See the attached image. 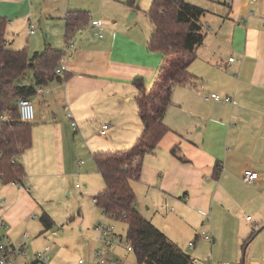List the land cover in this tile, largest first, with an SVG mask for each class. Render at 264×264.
Here are the masks:
<instances>
[{
	"label": "crops",
	"instance_id": "obj_1",
	"mask_svg": "<svg viewBox=\"0 0 264 264\" xmlns=\"http://www.w3.org/2000/svg\"><path fill=\"white\" fill-rule=\"evenodd\" d=\"M196 6L204 9L205 39L189 66L193 79L172 90L163 115L169 131L145 155L141 178L132 181L137 208L145 216L146 207L151 218L145 217L191 257H214L221 241L230 250L237 244L238 252L240 242L256 232L240 264H264V0H232V5L202 0ZM80 10L88 11L89 22L67 43L68 15ZM138 14L124 0H0L8 47L42 51L54 45L65 51L60 64L69 75L39 85L41 92L35 85L30 98L36 116L29 122L28 144L17 155L25 174L16 183L0 180L5 222L0 235L9 244L27 247L19 264H32L35 252L47 246V264H96L101 242L93 227L99 219H84L83 213L78 219H54L67 187L57 178L64 181L71 174L82 179L86 185L77 187L94 199L105 183L100 190L93 155L130 147L144 129L133 80L141 76L151 87L164 54L148 50L154 26L150 31L132 26ZM93 19L102 22L103 37L92 28ZM35 21L49 37L55 31L50 43L37 32ZM211 93L221 99L207 97ZM100 138L104 144L96 141ZM246 169L259 173L252 184L243 181ZM250 210L259 219H236ZM43 211L53 216L50 229L40 220ZM180 223L187 224L185 231ZM182 232L194 240L180 244ZM117 236L110 256L122 264H139L122 235Z\"/></svg>",
	"mask_w": 264,
	"mask_h": 264
},
{
	"label": "trees",
	"instance_id": "obj_2",
	"mask_svg": "<svg viewBox=\"0 0 264 264\" xmlns=\"http://www.w3.org/2000/svg\"><path fill=\"white\" fill-rule=\"evenodd\" d=\"M127 2L136 5V0ZM203 13V8L186 0L152 1L147 15L154 32L148 50L162 52L164 58L151 87L141 76L133 80L138 90L136 101L144 129L130 147L93 155L105 182V189L96 196V204L105 216L126 222L127 239L139 264H189L193 260L138 210L132 181L141 178L145 155L155 149L169 131L163 115L171 102L173 88L193 79L189 66L197 58L198 47L205 39L201 25ZM88 22V11L70 12L66 42L70 43L77 30ZM7 25V18L0 16V115L10 114L0 120V179L14 183L21 181L25 171L13 157L28 144L31 126L20 120L19 99L30 98L35 93V85H46L54 78L69 75L64 71L65 75L56 73L65 56L62 49L46 45L44 50L31 55L27 48H9ZM30 72L31 81L26 83ZM40 220L45 229L54 225V219L46 211L40 215ZM255 233L243 243V253Z\"/></svg>",
	"mask_w": 264,
	"mask_h": 264
},
{
	"label": "rangeland",
	"instance_id": "obj_3",
	"mask_svg": "<svg viewBox=\"0 0 264 264\" xmlns=\"http://www.w3.org/2000/svg\"><path fill=\"white\" fill-rule=\"evenodd\" d=\"M153 0H136V5L135 6H131L128 4L127 0H124V2H126L127 5H129L130 7L136 8V11L139 12V14L136 17H133L131 19L132 21V26L138 25L140 27H142L145 31L148 30H152L153 24L151 23V21L149 20V18L147 17L146 11L148 8H150L151 4H152ZM187 2L197 5L198 2L202 1V0H186ZM133 10V9H132ZM130 16V13L127 15V18ZM41 19V17L39 18ZM35 27L37 32L40 35H45L44 38L47 39L48 43H50L51 40H53L56 36L55 31H53V33L50 35L47 34V31L45 30V28L42 26V23L36 22L35 21ZM154 28V27H153ZM54 46V45H52ZM25 48L28 49V46H26ZM44 50V49H42ZM29 53L32 55L34 52L38 51L37 49H32V51L30 49H28ZM31 72L29 73L26 82H30L31 81ZM97 142H100L101 144H104L105 141L104 139L100 138V140H96ZM79 158H83V157H79ZM101 174H98V179L100 180V185H101V189L102 190L104 188V179L102 177ZM60 183H64L66 187L64 194L62 195V198L64 199L63 202H61L60 204L57 203L56 205V209H55V215H54V219H78L79 218V213H83L85 214V218L84 219H99L98 222L96 223L95 227H93L94 231L96 232V237H98L99 235V231L97 226L99 225L100 222H104L107 225L113 226V232L115 233V237L117 235H122L123 237V241H124V247L126 246V244L129 242L127 239V229L128 226L126 224L125 221L122 220H116L110 217H107L103 214L102 209L99 210L97 208V204L94 201L93 197L90 195H86V192L89 191H83V189H80L79 187H77V183H80L81 185H86V183L80 179V178H76L74 175L70 176H66L65 180L63 181V178H57ZM1 180V179H0ZM99 185V183H96V186ZM99 188V187H98ZM97 191L95 193V195H98V193L100 191ZM61 191V190H60ZM52 203V202H50ZM172 208V207H171ZM173 209V208H172ZM144 214H146L145 216L151 218V216L147 213L146 207L143 209ZM177 212V211H175ZM51 214V213H50ZM251 216L255 219H259L258 215L254 214L253 211H248L245 213H239L238 215H236V219H243L246 220L247 216ZM160 219H164L163 216L159 217ZM191 219H204L203 216L198 217V216H193V218ZM247 221V220H246ZM179 228L183 231L186 230V228L188 227L187 224H178ZM193 241L194 240V236L192 238H190L185 232L179 233V243L180 244H185V242L189 241ZM115 242V241H113ZM240 249L237 252V244L236 247L233 250H230L229 248H226L224 245V242L221 241V243L216 247V254L213 256H208L206 255L205 257H202L200 255L195 256L192 255L193 258H196L194 262L190 263V264H202L203 262L206 261H210L213 264H224V263H229V264H240L241 263V259L244 256V260L246 259V255H247V249L245 250V253H243V241L240 242ZM104 241H101V244L99 245V247H101V250L104 248ZM122 249L125 250L124 247L120 246ZM109 249V251L111 250V245L109 247H107ZM127 249V248H126ZM112 252V250L110 251ZM127 252V251H126ZM206 252H209L208 250H206ZM129 253V252H128ZM130 254L132 255V257H134L137 261L136 258V254L134 253V251L132 250V252H130ZM129 254V255H130ZM191 254V253H190ZM109 260L111 261H117L122 264L121 259H119L118 257H115L114 255L110 256L109 253ZM118 262L114 263V264H118ZM138 263V262H137Z\"/></svg>",
	"mask_w": 264,
	"mask_h": 264
},
{
	"label": "built area",
	"instance_id": "obj_4",
	"mask_svg": "<svg viewBox=\"0 0 264 264\" xmlns=\"http://www.w3.org/2000/svg\"><path fill=\"white\" fill-rule=\"evenodd\" d=\"M252 1H256V0H252ZM226 3L229 5H232V0H226ZM91 26L97 31V34L99 37H103L104 26L99 19H93L91 21ZM31 31L33 32L34 29L32 28ZM63 71L64 70L62 69L61 64H60V66L56 68V73L61 74ZM36 90L37 92H41L42 88L38 86ZM207 97L213 98L215 100L221 99V97L216 93H211ZM18 107H19V114H20L21 121L32 122L35 119V116H36L35 105L33 101L31 100V98H20L18 101ZM9 115H10L9 113L0 115V120L8 118ZM69 116L72 117L73 114L70 113ZM72 124L74 125V127H77V122L75 120L72 122ZM107 127H108L107 124L103 125V129L101 130L102 134L106 133ZM14 160H17V155L13 157V161ZM258 177H259V173L252 169H246L243 173V181L247 184H252L253 182L257 180ZM94 201L96 202V197H94ZM248 219H251V217L249 216ZM0 226H5V222L3 221L1 217H0ZM97 228L99 231L98 240L100 242L104 241L105 244L102 250L100 248L95 252L96 264H114L118 262V260L116 262L109 260L108 257H109L110 251L107 247H109L113 243V241L120 240V237L118 236L115 237L114 232H113V229H114L113 226L107 225L104 222H100ZM205 237L207 239H212V236L208 234L205 235ZM126 248L128 250H132L133 249L132 244L128 242L126 244ZM48 251H49L48 246L42 250L36 251L34 254V262L32 264H47L49 261ZM27 254H28V249L26 246L9 244L3 241L0 235V264H19L17 262V259L26 257ZM202 264H213V263L210 261H206V262H203ZM224 264H229V263H224Z\"/></svg>",
	"mask_w": 264,
	"mask_h": 264
},
{
	"label": "water",
	"instance_id": "obj_5",
	"mask_svg": "<svg viewBox=\"0 0 264 264\" xmlns=\"http://www.w3.org/2000/svg\"><path fill=\"white\" fill-rule=\"evenodd\" d=\"M243 261H244V256H243ZM243 264H244V262H243Z\"/></svg>",
	"mask_w": 264,
	"mask_h": 264
}]
</instances>
